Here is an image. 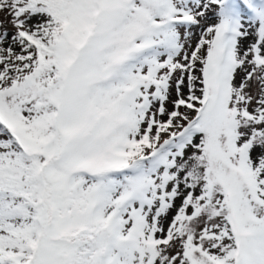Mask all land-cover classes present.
I'll use <instances>...</instances> for the list:
<instances>
[{
  "label": "snow or ice",
  "instance_id": "1",
  "mask_svg": "<svg viewBox=\"0 0 264 264\" xmlns=\"http://www.w3.org/2000/svg\"><path fill=\"white\" fill-rule=\"evenodd\" d=\"M0 264H264V0H0Z\"/></svg>",
  "mask_w": 264,
  "mask_h": 264
}]
</instances>
